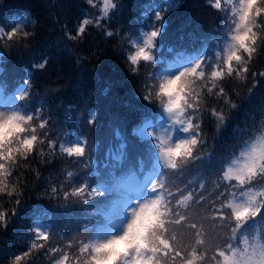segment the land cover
<instances>
[{
	"label": "clouds",
	"instance_id": "clouds-1",
	"mask_svg": "<svg viewBox=\"0 0 264 264\" xmlns=\"http://www.w3.org/2000/svg\"><path fill=\"white\" fill-rule=\"evenodd\" d=\"M182 2L144 4L138 18H124V0H45L71 14L49 12L46 46L38 44L45 21L31 8L0 19V239L28 205V172L45 181L36 199L68 214L59 226L50 213L29 218L0 264H264V95L249 103L264 78V0H202L220 21L210 48L159 67L166 17ZM92 32L151 109L131 127L105 124L107 139L94 92L71 77L55 92L33 79L62 59L80 80L94 73L102 59L86 67L76 50ZM25 56L23 76L9 82L7 60ZM69 87L78 103L66 104ZM33 160L56 168L42 176Z\"/></svg>",
	"mask_w": 264,
	"mask_h": 264
},
{
	"label": "trees",
	"instance_id": "trees-1",
	"mask_svg": "<svg viewBox=\"0 0 264 264\" xmlns=\"http://www.w3.org/2000/svg\"><path fill=\"white\" fill-rule=\"evenodd\" d=\"M161 2L162 0H152L151 3H149V0H124L123 16L124 18H138L142 5L147 4V7L150 8L154 3L160 4ZM165 2L171 9L176 6L179 0H165ZM25 7L31 8L40 19L45 21V27L40 29L43 34L40 35L38 40V44L42 46H46L48 33L51 28L54 27L48 20L49 12L56 11L62 18L71 15L67 12L66 8L47 9L45 7V0H7L5 7L0 10V19H7L13 13H18ZM70 11L76 16L79 15L78 8L73 7ZM192 21H195V24L204 28L205 31H192ZM166 22V29L160 41L162 45L160 55L164 60H162L159 67H164L165 61L171 60L172 57L177 54L176 52V54H169L163 46L177 42L182 46L184 45L194 50L197 48L200 50L205 45H208L210 48V36L215 35V33H210L209 30H211L212 26L220 23L214 14L202 7V0H183L180 8L170 12L166 17ZM185 24L191 25L190 27H186L184 26ZM136 26L135 24L133 25L134 28ZM39 45L34 49V52L43 51V48ZM76 50L84 58L86 67H95V65L99 63V60L102 59L94 73L85 72L83 80H80L77 76L74 64L62 59L61 61L52 63L49 69L44 72L35 73L33 79L36 88L55 92L57 88L66 86L71 77L73 79V84L78 85L79 89H83L86 94L94 92L93 100L99 109V120L102 122L98 130V135L104 136L106 139L108 133H106L104 125L108 122L131 127L132 124L137 122V118L141 113L151 110L149 106L143 104L142 101L136 97L133 87V83L135 85L136 81L135 79L132 81L128 78L127 73L123 70L118 59L112 56L115 54L111 52L110 44L105 45L95 32L86 36L84 43L79 45ZM106 50L109 55L104 58ZM28 59L29 58L25 56L23 58L12 57L7 60L5 64V74L9 82L16 77L23 76V68L27 64ZM181 60H183V57H179L176 63L178 64ZM261 65H264V56L259 59L257 68ZM257 80L260 81L258 89L249 103L255 102L258 96L264 95V78L258 76ZM227 87L229 91H231L232 86L228 85ZM104 88H108V93L106 96H101L100 92ZM64 99L66 104H72L73 102L78 103L80 100L78 89L69 87ZM248 106V104H245L244 107L247 108ZM241 111L243 112V109ZM239 115L240 113L234 118H238ZM206 127H211L210 123L207 122V118ZM230 128L231 125L224 130L222 140L217 144L218 154L222 152V143L224 139L228 138ZM132 151L142 152L143 146L133 145ZM32 163L36 165L42 176L56 168V164L51 166H40L36 160H33ZM27 180L28 188L25 191L24 201L25 204L28 203V205L24 209L22 216L12 225L9 234H5L4 238L0 239V255L5 254L8 250L15 247L13 244L15 237L11 235V232L21 226H26L29 218H34L36 216L46 218L50 213L53 224L59 226L64 222L65 216L68 215L60 210L51 209L44 201L36 199V197L40 196L43 192V186L45 184L43 179L37 180L32 172H28ZM73 214L74 216L80 215V213L75 210H73ZM40 264H43V262L41 261Z\"/></svg>",
	"mask_w": 264,
	"mask_h": 264
},
{
	"label": "bare ground",
	"instance_id": "bare-ground-1",
	"mask_svg": "<svg viewBox=\"0 0 264 264\" xmlns=\"http://www.w3.org/2000/svg\"><path fill=\"white\" fill-rule=\"evenodd\" d=\"M192 31H205L204 28L200 27V26H197L195 24V21H192ZM191 24H185L184 26L186 27H190ZM172 27L174 28V26L172 25ZM165 47V50L168 48V47H172L173 48V52L172 53H169V54H176V53H180V52H184L185 54H190L196 50H199V48L197 49H192L190 47H185L184 45L182 46L181 44L177 43V42H174L173 44H170V45H166V46H163ZM167 52V51H166ZM176 52V53H175Z\"/></svg>",
	"mask_w": 264,
	"mask_h": 264
}]
</instances>
